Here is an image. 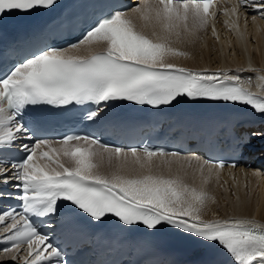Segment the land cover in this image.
I'll use <instances>...</instances> for the list:
<instances>
[{"label":"snow or ice","instance_id":"1","mask_svg":"<svg viewBox=\"0 0 264 264\" xmlns=\"http://www.w3.org/2000/svg\"><path fill=\"white\" fill-rule=\"evenodd\" d=\"M215 3L143 0L113 8L74 42L41 48L0 72V152L14 147L23 152L10 172L0 169V185L16 190L13 194L0 189V199L20 202L18 208L0 211V232L6 234L0 252L14 253L13 261L23 256L22 264H70L63 249L37 224L51 227L48 218L68 202L95 222L115 217L128 227L174 228L207 247L223 248L232 264H264V225L237 218L203 219L208 202H215L206 186L213 178L219 183L221 171L239 167L237 162L228 165L179 150L110 147L82 135L16 143L35 135L23 118L30 106L92 105L88 119L95 120L116 102L160 107L187 97L243 104L264 115V98L248 91L240 75L192 71L168 62L170 57L188 56L173 45L195 43L215 18L210 11ZM56 5L57 0H0V17ZM240 7L252 9L253 20L257 15L264 18V0H241L231 14ZM230 27L239 30L236 21ZM211 31L219 39L214 25ZM99 45L105 51H95L93 46ZM258 80L264 82V75ZM246 82L251 84L252 78ZM42 148L47 150L38 151ZM188 177H199L200 187L188 183Z\"/></svg>","mask_w":264,"mask_h":264},{"label":"bare ground","instance_id":"2","mask_svg":"<svg viewBox=\"0 0 264 264\" xmlns=\"http://www.w3.org/2000/svg\"><path fill=\"white\" fill-rule=\"evenodd\" d=\"M235 6L234 2L223 4L220 7L221 15L212 19L209 28L199 33L195 43H175L173 46L187 52L188 56L170 57L168 62L196 71L207 68L221 71L224 68L225 72L240 75L246 88L248 87L254 95L264 98V82L258 80L259 76L264 75V21L258 18L253 20V14H248L244 8H238L235 15L231 14V9ZM225 10L229 11L228 16L223 14ZM233 21L238 24V31L230 27ZM212 25L219 39L212 35ZM214 38L215 41H212ZM93 48L95 51L104 50L102 45ZM249 66L255 69L252 70ZM249 77L252 78L251 84L246 82ZM52 147L58 145L53 144ZM62 161L67 164V158H62ZM43 163L44 161H41V164ZM237 174L238 176H235ZM187 182L200 187L199 177L195 180L188 177ZM221 183H228L223 185V191ZM256 184H259V190ZM206 190L215 198V202H208L203 211V219L237 218L264 224V177L255 170L223 169L219 183L213 178ZM12 255L14 253L0 254V264L8 263V258H12Z\"/></svg>","mask_w":264,"mask_h":264},{"label":"rangeland","instance_id":"3","mask_svg":"<svg viewBox=\"0 0 264 264\" xmlns=\"http://www.w3.org/2000/svg\"><path fill=\"white\" fill-rule=\"evenodd\" d=\"M215 39H216V38L212 39V41H215ZM257 183H258V182H257ZM223 185H226V184H221V190H222V191L225 190V188L223 187ZM256 186H258V190H259V188H260V187H259V184H258V185L256 184ZM226 187H227V186H226ZM258 190H257L256 195L258 194ZM222 191H221V192H222ZM228 194H229V193H228Z\"/></svg>","mask_w":264,"mask_h":264}]
</instances>
